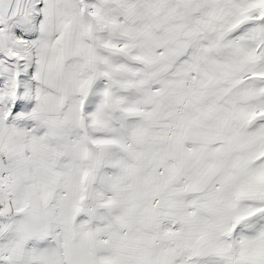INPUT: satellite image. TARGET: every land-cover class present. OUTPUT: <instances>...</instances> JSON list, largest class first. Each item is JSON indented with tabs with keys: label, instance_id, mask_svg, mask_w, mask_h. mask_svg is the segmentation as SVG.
<instances>
[{
	"label": "snow or ice",
	"instance_id": "1",
	"mask_svg": "<svg viewBox=\"0 0 264 264\" xmlns=\"http://www.w3.org/2000/svg\"><path fill=\"white\" fill-rule=\"evenodd\" d=\"M0 264H264V0H0Z\"/></svg>",
	"mask_w": 264,
	"mask_h": 264
}]
</instances>
